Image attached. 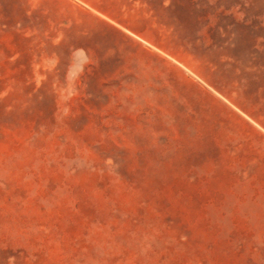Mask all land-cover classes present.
Here are the masks:
<instances>
[{"label": "rangeland", "instance_id": "374dc122", "mask_svg": "<svg viewBox=\"0 0 264 264\" xmlns=\"http://www.w3.org/2000/svg\"><path fill=\"white\" fill-rule=\"evenodd\" d=\"M0 264H264V0H0Z\"/></svg>", "mask_w": 264, "mask_h": 264}]
</instances>
